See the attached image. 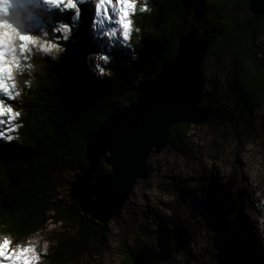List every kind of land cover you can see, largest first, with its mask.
Masks as SVG:
<instances>
[{"label":"trees","instance_id":"trees-1","mask_svg":"<svg viewBox=\"0 0 264 264\" xmlns=\"http://www.w3.org/2000/svg\"><path fill=\"white\" fill-rule=\"evenodd\" d=\"M21 2L39 6L41 0ZM76 2L78 16L61 5L47 8L46 16L29 18L25 30L31 34L60 24L69 26L67 41L63 40V29L55 34L66 51L53 61L31 49L24 70L17 74L20 97L5 100L20 113L10 123L5 117V124L22 126L13 130L0 125L5 135L14 137L11 141L0 138V234L10 235L14 247L45 230L48 224L58 225L41 264H81L86 256L97 253L96 244L107 224L82 213L69 193L62 196L58 191L61 181L64 175L75 176L87 166L86 135L106 116L138 97L147 83L138 81L139 73L156 77L161 63L176 54L179 36L190 34L211 40L201 66L208 81L227 63L233 103L218 105L221 101L210 90L205 91L203 102L210 111L207 123L220 129V137L229 132L237 151L243 150L252 135L249 126L246 130L250 124L246 115L263 113L264 107V16L253 15L247 0H150L152 12L131 15L132 31L119 44L105 39L101 27L93 25L91 0ZM133 54L135 60L131 59ZM98 55L106 56L109 62H95L93 57ZM97 64L111 69V74L103 78L94 75ZM29 81L30 87L26 84ZM191 128V123L174 124L169 130L168 146L181 153L188 151ZM100 166L109 169L104 161ZM72 181H68L69 186ZM187 194L184 191L181 196ZM202 210V218L211 212L218 222L227 216L220 201L210 207L205 204ZM154 217L153 224L162 223ZM152 233L154 229L143 228L133 247L121 238L119 264H133L132 255L145 244L139 238H149ZM219 237L224 242L225 234ZM193 239L191 229V242ZM224 258V264H247L249 256L242 246L235 245Z\"/></svg>","mask_w":264,"mask_h":264},{"label":"rangeland","instance_id":"rangeland-1","mask_svg":"<svg viewBox=\"0 0 264 264\" xmlns=\"http://www.w3.org/2000/svg\"><path fill=\"white\" fill-rule=\"evenodd\" d=\"M116 27L117 32L122 33L123 30L118 25ZM64 35L68 36V32H64ZM105 39L115 44L124 40L120 34ZM93 60L104 62L100 55L94 56ZM17 74L12 72L16 84ZM139 74L140 82H150L155 78L148 73ZM228 75L227 63L224 62L204 88V91H213V97L221 101L218 105L233 103L234 90ZM4 78L11 87L7 74ZM202 106L205 107L206 102ZM246 121L250 123L246 125V130L249 126L252 135L249 141L246 140L242 151L236 150L229 132L225 131L224 136L220 137V129L206 122L192 124L186 147L188 151L181 153L167 146L160 153H151L148 158V178L137 181L120 216L106 222L104 236L96 244L97 253L86 256L81 264H119L122 261L118 253L121 238H126L128 245L133 247L139 231L146 227L155 230L156 224L152 221L154 216L170 227L174 221L180 220L185 225H191L194 232V239L192 242L190 240L185 251L174 253L170 259L159 264H224L225 254L235 245L242 246L244 253L249 256L247 264H264V246L254 229V223L260 221L264 214V204L259 203L264 200V107L263 113L251 117L246 115ZM5 125L9 126L8 123ZM74 177L63 176L58 190L62 196L69 193L68 181ZM184 191L188 192V196H181ZM218 197L217 201L224 205L227 216L218 222L208 212L202 218L200 213L203 215L204 210L201 211V207L205 204L208 207L210 204L215 205ZM258 227L264 229V223ZM57 229L58 225L50 223L42 232L20 242L19 248L13 247L11 240L6 248L8 255L0 258V264H13L10 258L21 252L26 242L38 240L40 244L36 253L25 254L24 258L31 261L41 248H48ZM221 234H225L224 242L219 237ZM260 235L264 236V231ZM3 236L6 235L0 234V244H3ZM140 240L145 244H155L156 234L152 233L149 238L141 237ZM22 261L23 258L15 264H22Z\"/></svg>","mask_w":264,"mask_h":264},{"label":"water","instance_id":"water-1","mask_svg":"<svg viewBox=\"0 0 264 264\" xmlns=\"http://www.w3.org/2000/svg\"><path fill=\"white\" fill-rule=\"evenodd\" d=\"M253 15L264 16V0H247ZM211 40L178 37L176 54L161 63L154 80L120 111L105 117L85 139L87 166L75 175L69 190L82 213L100 223L119 217L138 180L150 174L148 158L169 145L176 123L204 124L210 111L202 106L208 76L201 69ZM109 167L101 168L100 163ZM155 244H143L132 255L133 264H159L185 251L191 228L180 220L158 223Z\"/></svg>","mask_w":264,"mask_h":264},{"label":"clouds","instance_id":"clouds-1","mask_svg":"<svg viewBox=\"0 0 264 264\" xmlns=\"http://www.w3.org/2000/svg\"><path fill=\"white\" fill-rule=\"evenodd\" d=\"M83 2V0H82ZM150 0H131V4L125 3V9L135 15L136 13H151L152 7L149 6ZM63 5L62 3H57V0H41L40 5L22 3L21 0H0V63H3L6 66L10 65V72L8 74V79L11 82L12 92L10 95L11 99L20 97L21 89H18L16 82L12 79V72L15 71L20 73L24 70V64L28 59V55L31 54V48H36L38 51H41L45 55L49 56L53 61L61 58L66 51L64 44L60 43L59 36L55 34L59 32L60 29H63L64 32L70 34L71 30L69 26L65 24H60L58 28H49L47 31L41 30L38 33L31 34L25 30L27 27V22L32 16H46L47 8H60ZM78 16V12H77ZM76 18V17H74ZM128 23L132 25L133 21L128 20ZM128 36L130 35L132 28H126ZM135 31L139 32V28H136ZM60 35H63L61 33ZM49 36L55 37L54 40L46 39ZM63 40L67 41L68 36H63ZM31 46V48H30ZM105 63L109 62V59L106 56L100 55ZM137 57L135 54L131 57L132 60H135ZM22 61L24 63H22ZM27 67L31 69L32 65L28 64ZM97 68L99 70H97ZM93 73L99 78H103L104 75L111 74V69L106 67H99L97 64L93 68ZM27 86H31V82H26ZM8 107L4 106L0 108V112L8 114ZM20 113L15 112L14 118L19 117ZM5 124V121H0V125ZM22 125L9 124V127L13 130L21 127ZM0 138L5 141H11L14 139L11 135H5L4 131L0 129ZM264 204V200L259 202ZM264 223V214L261 215L260 221L254 223V229L257 233L258 239L262 246H264V236L260 235V232L264 229H260L258 225ZM3 243H11L12 237L6 235L2 237ZM40 242L38 240H31L25 243L24 249L26 253H36L37 248L39 247ZM19 248L20 245L18 244ZM47 249L41 248L39 254H36L32 257V260L29 261L30 264H41V256L46 254Z\"/></svg>","mask_w":264,"mask_h":264},{"label":"snow or ice","instance_id":"snow-or-ice-1","mask_svg":"<svg viewBox=\"0 0 264 264\" xmlns=\"http://www.w3.org/2000/svg\"><path fill=\"white\" fill-rule=\"evenodd\" d=\"M81 3L82 0H80ZM57 3H62L66 7V9L74 10V12H78V4L76 0H57ZM93 4V25H99L102 30V34L105 37L112 36L115 37L116 35L120 34L122 39L127 40L129 38L127 32L125 31L126 28H130L131 25L128 23L130 19L131 13L125 9V3L131 4V0H91ZM109 25L107 31H103L104 27ZM119 26L122 29V33L117 32V27ZM11 68L10 65L6 66L3 63H0V96L4 97L0 99V108L4 106H8L5 103V100H11V88L9 87L7 81L5 80V75L9 74ZM14 111L11 107H8V114H4L0 112V121H5V117H7L8 122L10 123L11 120L14 118ZM9 246L8 242H4L0 244V258L6 257L7 251L6 248ZM26 254L25 250L15 254L10 259L13 260V264L16 261H19L23 258L22 264H30L27 258H24Z\"/></svg>","mask_w":264,"mask_h":264},{"label":"bare ground","instance_id":"bare-ground-1","mask_svg":"<svg viewBox=\"0 0 264 264\" xmlns=\"http://www.w3.org/2000/svg\"><path fill=\"white\" fill-rule=\"evenodd\" d=\"M151 244H154V243H151Z\"/></svg>","mask_w":264,"mask_h":264}]
</instances>
